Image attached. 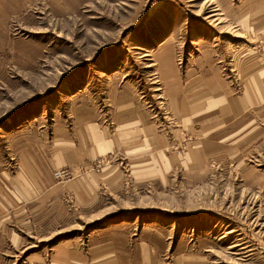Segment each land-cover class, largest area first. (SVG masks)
<instances>
[{"label": "rangeland", "instance_id": "374dc122", "mask_svg": "<svg viewBox=\"0 0 264 264\" xmlns=\"http://www.w3.org/2000/svg\"><path fill=\"white\" fill-rule=\"evenodd\" d=\"M0 264H264V0H0Z\"/></svg>", "mask_w": 264, "mask_h": 264}]
</instances>
